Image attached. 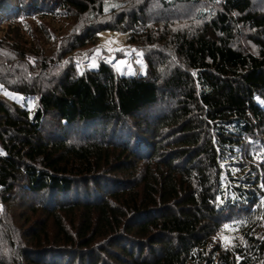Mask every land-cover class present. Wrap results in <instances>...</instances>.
I'll return each mask as SVG.
<instances>
[{"label":"trees","instance_id":"trees-1","mask_svg":"<svg viewBox=\"0 0 264 264\" xmlns=\"http://www.w3.org/2000/svg\"><path fill=\"white\" fill-rule=\"evenodd\" d=\"M109 2L0 0V24L24 15L88 21L62 27L54 88H12L38 96L33 111L0 100V232L10 253L0 264H264V13L253 0H206L196 25L143 26L139 35L166 49L145 73L120 74L106 60L81 69L77 55L100 32L143 24L140 8L111 25L102 19ZM7 31L17 59L48 60ZM244 34L253 41L241 43ZM49 116L60 132L45 134ZM239 221L225 247L222 224Z\"/></svg>","mask_w":264,"mask_h":264},{"label":"rangeland","instance_id":"rangeland-1","mask_svg":"<svg viewBox=\"0 0 264 264\" xmlns=\"http://www.w3.org/2000/svg\"><path fill=\"white\" fill-rule=\"evenodd\" d=\"M204 1L206 0H201V2L193 5L189 0H111V2L107 3L109 4L107 8L113 5V10L105 13L102 19H108L107 21H109L111 25H117L116 20L119 11L125 10L129 13H140L139 10L142 8V10H144V17L142 16L141 18L143 24L130 29L125 28L123 25L116 26L114 29L100 32L97 44L90 51L80 52L77 55L79 67L81 69L87 66L96 67L98 66L99 60H106L113 64L120 74L145 73L150 58L153 60L154 65L159 64V62H161L160 53L166 54V49L159 43V46L151 43L147 36L143 37L139 35V32L144 28L143 26L145 25L148 27L150 31L154 28L160 30L165 20L172 21L177 27H186V25L190 23L196 25L199 19L195 20L194 14L196 13L197 7H201V3ZM253 2L254 10L259 13H264V0H253ZM53 19L50 16L44 17L41 15H34L28 17L24 15L17 16L13 19L11 18L10 20H4L0 24V37L3 38V40L0 41V100L10 109L15 110L20 107L33 111L37 107V95L24 96L12 90V88L20 85L22 81L38 84L43 90L54 88V86L58 84L59 80H61L60 70L63 67L59 65V67H57L59 55L56 48L59 47L60 34L67 33L65 32L66 30L70 33L74 27H79L81 29L88 23V21L79 20L80 18L71 20L63 16H58L55 20ZM9 22H11L10 25L8 24ZM62 27L66 30L62 31ZM7 29L14 32L16 31L19 35H23L24 41L30 46L32 45V48L38 50L43 49L45 53H47L46 55H48V60H45V62L37 53L30 54V59L29 61L27 60V63L26 61L24 62L23 60L17 59L18 57H15V51L13 50V48H15L14 41L13 38L8 35ZM6 36H8L9 39H7ZM251 37L252 36L248 34H244L240 39L241 43H250L253 41ZM46 63L54 66L51 68V72L44 69L43 66ZM61 63L66 64L67 58H64V61H61ZM176 63H178L176 58H171L169 61V65H174ZM168 93L170 94L171 92L168 91ZM167 99H165V101ZM158 108H161V105H158ZM0 130L2 129L0 128ZM44 130L46 135L51 131L57 132L58 130L60 132L59 120L52 119L51 116L47 117L44 121ZM1 138L0 136V156L5 155ZM258 148L264 151V144L262 148ZM262 155L264 156V152ZM16 194L17 197H22L23 199L28 198L29 200L31 198V200H33L31 195L29 197L21 192H16ZM18 203H12L13 211L16 210V212H19L23 210V207L17 206ZM16 222H19V226L22 225V230H25L24 228L30 225L26 222L27 224L25 226L22 219ZM66 224L67 226L69 225L68 223ZM242 226L243 224L240 221L223 223L217 234L218 241L225 247L232 246L237 241ZM7 236L0 232V257L3 255H10L6 249Z\"/></svg>","mask_w":264,"mask_h":264}]
</instances>
